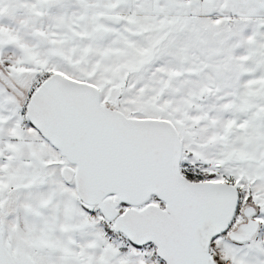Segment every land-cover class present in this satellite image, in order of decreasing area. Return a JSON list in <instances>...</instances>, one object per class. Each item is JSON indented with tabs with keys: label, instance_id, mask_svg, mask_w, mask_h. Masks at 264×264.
<instances>
[{
	"label": "rangeland",
	"instance_id": "obj_1",
	"mask_svg": "<svg viewBox=\"0 0 264 264\" xmlns=\"http://www.w3.org/2000/svg\"><path fill=\"white\" fill-rule=\"evenodd\" d=\"M49 2L0 0V71L17 89L0 80V142L13 126L21 129L20 102L40 78L59 73L93 85L102 105L126 117L170 122L182 145L180 163L240 186L260 217L258 229L243 244L220 236L223 258L264 264V22L192 17L111 24L54 15ZM62 163L61 170L68 166ZM7 187L0 180L6 247L15 264H40L35 242L14 219L15 193ZM87 209L91 223L102 219L97 208L93 218ZM134 259L145 264L144 253Z\"/></svg>",
	"mask_w": 264,
	"mask_h": 264
},
{
	"label": "water",
	"instance_id": "obj_2",
	"mask_svg": "<svg viewBox=\"0 0 264 264\" xmlns=\"http://www.w3.org/2000/svg\"><path fill=\"white\" fill-rule=\"evenodd\" d=\"M0 80L17 90L2 71ZM27 117L67 162L61 177L74 183L79 201L97 207L133 247L153 245L164 264H213L207 254L213 238L246 243L256 234L252 220L226 233L237 213V193L228 183L180 176L182 145L170 122L126 117L102 105L95 86L59 73L33 92ZM248 210L243 217L253 213ZM0 264H15L1 219Z\"/></svg>",
	"mask_w": 264,
	"mask_h": 264
},
{
	"label": "crops",
	"instance_id": "obj_3",
	"mask_svg": "<svg viewBox=\"0 0 264 264\" xmlns=\"http://www.w3.org/2000/svg\"><path fill=\"white\" fill-rule=\"evenodd\" d=\"M49 4L54 15L95 17L111 24L192 17L264 22V0H50ZM18 122L21 129L13 126L12 134L7 132L0 142L4 145L0 180L8 185L5 191L15 193L14 219L35 242L39 256L34 258L40 264H137L134 256L144 253L145 264H154L145 248L131 246L117 252L102 241L103 221L91 223L75 189L61 179L63 157L33 128ZM246 208L256 216L253 207L245 203Z\"/></svg>",
	"mask_w": 264,
	"mask_h": 264
},
{
	"label": "built area",
	"instance_id": "obj_4",
	"mask_svg": "<svg viewBox=\"0 0 264 264\" xmlns=\"http://www.w3.org/2000/svg\"><path fill=\"white\" fill-rule=\"evenodd\" d=\"M48 77L40 78L37 87L41 85ZM36 87V88H37ZM33 93V92H32ZM31 94L26 96L20 102V120L24 125H28V117H27V106L30 100ZM178 172L180 176L185 178L190 183H201L206 181H215L213 178L205 177L203 173L199 172L195 167L180 163L178 166ZM231 187H233L237 193V214L238 216L245 204V198L243 196L242 190L237 183L227 182ZM96 209V208H95ZM91 211V210H89ZM95 216V211H91L89 213V217L93 218ZM236 218V217H235ZM109 223L103 221L102 229V239L104 243L110 248L114 249L117 252H121L128 247H131L127 237L124 234L113 231L112 227L108 225ZM110 226V227H109ZM146 254L148 255L149 261L154 264H164L163 261L158 257L155 252V248L152 245L146 246ZM224 248L222 247V241H219V237L213 238L209 245L207 254L209 259L213 262V264H232L230 259L223 258L224 256Z\"/></svg>",
	"mask_w": 264,
	"mask_h": 264
},
{
	"label": "flooded vegetation",
	"instance_id": "obj_5",
	"mask_svg": "<svg viewBox=\"0 0 264 264\" xmlns=\"http://www.w3.org/2000/svg\"><path fill=\"white\" fill-rule=\"evenodd\" d=\"M247 209V212L249 213L250 211L248 210V208H246ZM255 215L252 213L249 217H243V216H241L240 218H239V220L237 221V224L233 227V229L232 230H235L236 229V227L238 226V225H241V224H243V223H246V222H248V221H250V220H252V221H256V219H255V217H254ZM3 237H4V235H3ZM4 244H5V241H4ZM5 247H6V244H5ZM7 248V247H6ZM7 250L9 251V253L11 254V251H10V249L9 248H7Z\"/></svg>",
	"mask_w": 264,
	"mask_h": 264
},
{
	"label": "trees",
	"instance_id": "obj_6",
	"mask_svg": "<svg viewBox=\"0 0 264 264\" xmlns=\"http://www.w3.org/2000/svg\"><path fill=\"white\" fill-rule=\"evenodd\" d=\"M150 203H155V204H157V205H159V206L162 207L161 203L157 202L155 198H152V199L150 200Z\"/></svg>",
	"mask_w": 264,
	"mask_h": 264
}]
</instances>
